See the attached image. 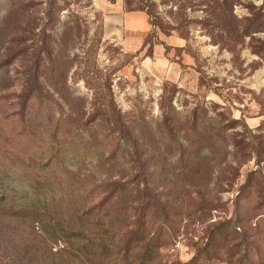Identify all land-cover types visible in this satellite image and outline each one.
Returning <instances> with one entry per match:
<instances>
[{
  "label": "rangeland",
  "instance_id": "obj_1",
  "mask_svg": "<svg viewBox=\"0 0 264 264\" xmlns=\"http://www.w3.org/2000/svg\"><path fill=\"white\" fill-rule=\"evenodd\" d=\"M119 1L145 24L0 0V200L93 230L87 264H264V0ZM65 245L0 217V264Z\"/></svg>",
  "mask_w": 264,
  "mask_h": 264
},
{
  "label": "trees",
  "instance_id": "obj_2",
  "mask_svg": "<svg viewBox=\"0 0 264 264\" xmlns=\"http://www.w3.org/2000/svg\"><path fill=\"white\" fill-rule=\"evenodd\" d=\"M258 31H260V29L251 32L254 33ZM61 153V150L56 151V153H54V155H52V157L49 159L47 166L52 168L54 159L59 158ZM36 183L37 186L43 187L42 182L37 181ZM6 204L7 203H4L2 202V200H0V217H13L16 219L23 218L25 222H28L32 225H34L36 222H39L41 223V227L47 234H49L50 236H54L56 240H61L66 243V245L62 249H60L61 260L59 262H55L52 260V263L48 264H77L78 262L83 261L81 258L84 253L86 254V251L90 247L95 246V244L93 243V240L95 238L94 231L88 229L87 227H76L75 225H73V221L71 220H60L56 225H54L52 223V220L50 219V213H48L47 211H41L37 207H15L13 205L6 206ZM82 264L87 263L83 261ZM95 264L110 263L105 261H98Z\"/></svg>",
  "mask_w": 264,
  "mask_h": 264
},
{
  "label": "crops",
  "instance_id": "obj_3",
  "mask_svg": "<svg viewBox=\"0 0 264 264\" xmlns=\"http://www.w3.org/2000/svg\"><path fill=\"white\" fill-rule=\"evenodd\" d=\"M119 3H121L119 0H117V2L115 4H108L107 0H100V7L102 9H104L106 12H116L117 15H109L107 16V24L109 26H111L112 28L118 27V29H122V22L123 20L126 21L127 25H133V20H139L138 24H145V14L143 12L137 11L134 13H130V11L126 10V12H124L123 8L124 6L129 5L128 2L125 1V5H119ZM123 7V8H122ZM115 14V13H113ZM124 16V17H123ZM135 23V22H134Z\"/></svg>",
  "mask_w": 264,
  "mask_h": 264
}]
</instances>
